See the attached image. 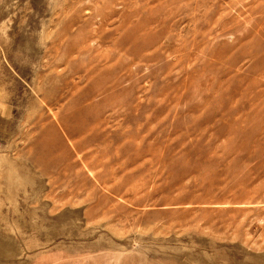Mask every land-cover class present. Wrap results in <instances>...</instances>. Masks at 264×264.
<instances>
[{
  "label": "rangeland",
  "instance_id": "obj_1",
  "mask_svg": "<svg viewBox=\"0 0 264 264\" xmlns=\"http://www.w3.org/2000/svg\"><path fill=\"white\" fill-rule=\"evenodd\" d=\"M0 264H264V0H0Z\"/></svg>",
  "mask_w": 264,
  "mask_h": 264
}]
</instances>
